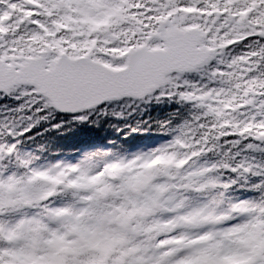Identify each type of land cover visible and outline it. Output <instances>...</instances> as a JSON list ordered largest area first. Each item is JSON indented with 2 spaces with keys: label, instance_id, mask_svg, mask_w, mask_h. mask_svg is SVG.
<instances>
[{
  "label": "snow or ice",
  "instance_id": "obj_1",
  "mask_svg": "<svg viewBox=\"0 0 264 264\" xmlns=\"http://www.w3.org/2000/svg\"><path fill=\"white\" fill-rule=\"evenodd\" d=\"M213 60L221 86L184 90ZM174 95L203 111L148 154L39 167L18 147L58 113ZM249 138L264 143V0H0V264H264V199L224 207L216 174L254 166L193 167Z\"/></svg>",
  "mask_w": 264,
  "mask_h": 264
},
{
  "label": "trees",
  "instance_id": "obj_2",
  "mask_svg": "<svg viewBox=\"0 0 264 264\" xmlns=\"http://www.w3.org/2000/svg\"><path fill=\"white\" fill-rule=\"evenodd\" d=\"M184 79L188 81L184 85V90L192 91L195 86L193 75L189 74ZM201 87H208L207 80L202 82ZM116 110L121 114L102 117L93 114L84 122L58 113L51 123H60L61 127L52 128L42 122L39 127L18 138L20 141L18 147L22 153H31L38 158L34 166L77 158L83 152H87L93 160L104 162L109 158L120 157L132 149L149 147L160 139L177 136L194 116L203 111L195 101L184 100L179 95L159 98L153 96L145 102L132 103L131 107ZM45 128L48 130L44 131ZM37 132L42 135H37ZM262 152L254 158L253 165V172L259 174L254 175L250 172L249 174H252L250 177L237 178L243 182L242 185L237 184V188H244L252 193L245 197L247 201L264 199V150ZM215 153H208L202 156L201 160L208 161L205 163L210 166L212 158L215 159L213 163H219L224 159V150ZM216 174L226 182L228 178L226 169H220ZM207 195L205 192L192 193L188 196L194 204L198 200H205ZM239 196L224 197L223 206L227 207L230 204L229 200H235Z\"/></svg>",
  "mask_w": 264,
  "mask_h": 264
},
{
  "label": "flooded vegetation",
  "instance_id": "obj_3",
  "mask_svg": "<svg viewBox=\"0 0 264 264\" xmlns=\"http://www.w3.org/2000/svg\"><path fill=\"white\" fill-rule=\"evenodd\" d=\"M241 48L242 47H237L233 51L232 54L233 55L237 54L241 50ZM211 67H220L221 69L224 68V66L221 65V64H218V62L216 60H213V61L210 62V66L208 67L209 72L211 70ZM209 79H210V87H219V86H221L219 80L213 79L211 77H209ZM228 139H235V138L234 137H230ZM222 143H223V141H222ZM249 144L253 145V147H251V148L247 147V145H249ZM224 147H226L228 149L231 146L230 145H224ZM263 147H264V143H261L259 141H254L251 138H249L247 140L242 141V143L239 146H237L236 148H232V150L243 151V152H240L239 154H245L246 155L247 154V152H245L246 150H260ZM247 193L248 192L246 190H242L240 192L233 191V190H227L225 192V194H227L228 196H232V195H246Z\"/></svg>",
  "mask_w": 264,
  "mask_h": 264
},
{
  "label": "rangeland",
  "instance_id": "obj_4",
  "mask_svg": "<svg viewBox=\"0 0 264 264\" xmlns=\"http://www.w3.org/2000/svg\"><path fill=\"white\" fill-rule=\"evenodd\" d=\"M170 141H172V140L171 139L160 140L159 142H157L156 144L152 145L151 147L144 148V149H136V150H133V151L127 152L126 154L121 155L119 158L118 157L117 158H110V159H107L106 161L115 160V159H131L133 156L148 154L152 150H154V149H156L158 147H161V146L169 143ZM85 159H92L93 160V158H91L87 154V152H83L77 158H71V159H66V160H58L57 162H63V163H78L81 160H85ZM94 161H96V160H94ZM106 161H104V162H106ZM36 166H39V167H47V166H49V164H40V165H36ZM101 166H102V162H101ZM193 167L194 168H198V165L196 164ZM202 202H204V201H200V202H198V204L199 203H202ZM235 222H237V221L236 220L230 221V223H235Z\"/></svg>",
  "mask_w": 264,
  "mask_h": 264
},
{
  "label": "water",
  "instance_id": "obj_5",
  "mask_svg": "<svg viewBox=\"0 0 264 264\" xmlns=\"http://www.w3.org/2000/svg\"><path fill=\"white\" fill-rule=\"evenodd\" d=\"M62 114H67V113H62ZM70 115H72V114H70Z\"/></svg>",
  "mask_w": 264,
  "mask_h": 264
}]
</instances>
